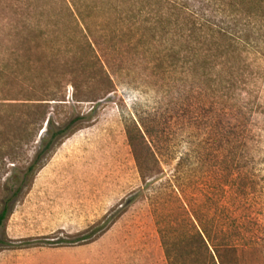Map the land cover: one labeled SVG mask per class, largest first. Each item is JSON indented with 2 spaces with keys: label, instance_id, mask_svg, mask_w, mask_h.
I'll return each mask as SVG.
<instances>
[{
  "label": "rangeland",
  "instance_id": "374dc122",
  "mask_svg": "<svg viewBox=\"0 0 264 264\" xmlns=\"http://www.w3.org/2000/svg\"><path fill=\"white\" fill-rule=\"evenodd\" d=\"M173 19L137 32V0H0V211L18 191L0 264H168L143 176L182 177L218 262L264 264V37L201 79Z\"/></svg>",
  "mask_w": 264,
  "mask_h": 264
},
{
  "label": "trees",
  "instance_id": "16d2710c",
  "mask_svg": "<svg viewBox=\"0 0 264 264\" xmlns=\"http://www.w3.org/2000/svg\"><path fill=\"white\" fill-rule=\"evenodd\" d=\"M205 2L210 4L209 7L213 4L212 14L205 12L209 9L193 7L187 2L180 4L178 0H137V32L148 29L154 33L159 29L158 24H163L165 29L167 23L168 26H172L173 17L176 18L177 23L181 21V31L186 36V50H188L186 62L191 68L192 65L199 66L198 73L195 74L201 79L211 78L210 71L199 74L202 67L216 68L224 62V57L230 52L261 47L264 37V0H205ZM158 4L161 5L158 15L144 18L148 7ZM165 11L169 15L166 16L167 18L164 17ZM35 17L43 20L45 15L36 13ZM29 21L26 22V26ZM34 26L35 24L28 26L25 31L36 37H43L42 35L50 32L42 28L36 29ZM88 29H90L89 25L86 30ZM27 41L29 42L30 39ZM6 74L7 71L1 68L0 75L5 77ZM78 120L80 118L71 120L66 127L53 133L30 165L29 170H34L36 161L53 147L57 138L68 132L69 126ZM44 140L45 137L42 138V144ZM180 164L182 165V162ZM139 167L141 172L147 169L141 163ZM181 179L182 177L179 176L176 179L154 181L143 176L145 186L142 191L151 200L168 264H189V262L191 264H224L222 261L218 262L217 258H220L219 251L216 249L218 247L215 250L212 249L213 246L207 241L210 236L198 224L200 219L197 211L191 214L188 210L186 189ZM17 192L6 199L0 211V226L9 215L10 203L18 194ZM187 223L191 224L190 228L187 227ZM205 235L209 238L207 239ZM220 246L228 248L230 244L223 243Z\"/></svg>",
  "mask_w": 264,
  "mask_h": 264
}]
</instances>
